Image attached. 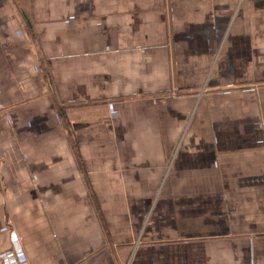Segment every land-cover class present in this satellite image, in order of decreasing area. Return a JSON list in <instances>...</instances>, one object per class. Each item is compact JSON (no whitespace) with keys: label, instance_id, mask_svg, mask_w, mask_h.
<instances>
[{"label":"crops","instance_id":"crops-1","mask_svg":"<svg viewBox=\"0 0 264 264\" xmlns=\"http://www.w3.org/2000/svg\"><path fill=\"white\" fill-rule=\"evenodd\" d=\"M0 264H264V0H0Z\"/></svg>","mask_w":264,"mask_h":264}]
</instances>
